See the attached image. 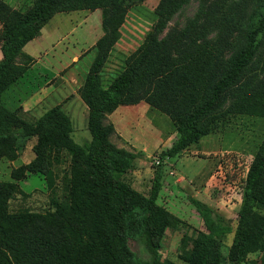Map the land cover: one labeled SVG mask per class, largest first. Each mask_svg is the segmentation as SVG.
Wrapping results in <instances>:
<instances>
[{"label":"trees","instance_id":"1","mask_svg":"<svg viewBox=\"0 0 264 264\" xmlns=\"http://www.w3.org/2000/svg\"><path fill=\"white\" fill-rule=\"evenodd\" d=\"M143 0H37L25 13L8 14L1 33L0 60V159L19 158L18 140L37 139L35 158L12 171V182L0 180V264H172L158 258L157 246L176 220L158 203L163 189L162 169L157 172L149 195L128 184L124 176L133 170L137 156L117 148L110 140L115 133L107 116L120 106L146 101L174 121L178 138L160 160L175 158L212 134L219 116L264 114L263 78L256 72L264 51V0H201L200 10L184 28L162 37L173 16L188 0H161L158 20L144 46L131 58L126 70L108 88L102 85V69L119 40L127 9ZM104 9L103 35L96 44V57L80 90L89 110L91 142L77 144L71 118L55 106L36 123L27 122L19 109L9 110L4 96L30 69L19 63L24 48L35 40L56 14ZM244 20H241V17ZM244 22L226 41H211L220 25ZM236 27V22H233ZM240 24L238 25V27ZM232 36L233 41L228 40ZM171 37V38H169ZM206 49L191 73L193 86L178 88L172 100L166 95L170 73L157 71L158 58L165 53L169 63L191 55L192 62L202 44ZM231 48L220 60V50ZM193 50V51H191ZM251 76V77H249ZM163 99V100H162ZM231 105L227 109V102ZM71 155L66 189L68 207L54 213H11L9 203L18 192V182L28 175L50 177L55 152ZM250 167L244 201L228 260L243 261L264 249V217L253 211L264 205V141ZM206 231L198 232L187 264H221V238L230 234L223 216L213 207L192 199ZM130 239L143 245L148 260L141 262L130 250Z\"/></svg>","mask_w":264,"mask_h":264},{"label":"rangeland","instance_id":"2","mask_svg":"<svg viewBox=\"0 0 264 264\" xmlns=\"http://www.w3.org/2000/svg\"><path fill=\"white\" fill-rule=\"evenodd\" d=\"M37 0H0V37L3 23L10 12L25 13ZM189 2L172 18L162 37L181 30L195 17L202 5L201 0ZM161 0H143L127 9L124 24L119 32V40L113 47L102 69V85H109L122 74L131 58L144 46L158 20V7ZM104 9L59 13L44 27L40 35L24 49L19 63L30 62L31 71L26 74L20 86L11 88L4 96V105L10 110L24 103L23 116L27 122L36 123L55 106L71 118L73 140L81 145L91 142L88 129V110L80 96L85 77L96 57L95 42L103 35ZM244 20V17H241ZM236 22V27H233ZM240 26L238 27V25ZM244 22L231 21L230 27L220 25L214 31L211 41H226ZM167 36V37H168ZM171 38V37H169ZM232 36L228 42L232 43ZM2 41L0 38V60ZM213 42L202 44L192 62L191 55L178 57L169 63L163 53L156 63L157 71L170 73L166 95L179 94L178 88L189 90L191 73L202 53L213 51ZM94 48L95 50H92ZM220 50V60L231 54V48ZM85 51H90L84 53ZM193 51V50H191ZM85 54V55H84ZM84 55V56H83ZM83 57V58H81ZM77 59L79 62H77ZM79 63V64H78ZM264 51L256 65V72L263 78ZM251 77V76H249ZM264 83V81H263ZM163 100V99H162ZM231 105L227 102V109ZM120 108V109H119ZM107 116L106 124H112L115 133L111 142L137 156L132 171L124 176L125 181L138 192L149 195L154 178L162 169L163 189L158 203L166 207L176 220L167 229L162 242L157 246L158 258L162 262L187 264L183 259L192 249L198 232L206 231L192 199L216 209L224 218L231 233L221 238V264H264V249L248 255L239 263L228 260L230 245L234 240L239 212L244 201L247 173L255 155L264 141V114H232L219 116L212 124V134L175 158L160 160L161 152L169 150L178 138L174 121L158 108L145 100L138 104L123 105ZM264 113V112H263ZM37 139L19 138V158L16 161L0 159V180L12 182V171L29 164L34 158L33 147ZM51 175H28L18 182V192L9 203L11 213L31 212L38 214L54 213L58 207H68L69 193L66 189L71 166V155L66 151L55 152L52 156ZM253 211L264 217V205L255 203ZM130 250L141 262L148 260L142 244L130 239Z\"/></svg>","mask_w":264,"mask_h":264},{"label":"crops","instance_id":"3","mask_svg":"<svg viewBox=\"0 0 264 264\" xmlns=\"http://www.w3.org/2000/svg\"><path fill=\"white\" fill-rule=\"evenodd\" d=\"M40 35V34H39ZM97 42H95L94 44H93V46L96 44ZM25 49V48H24ZM92 50H95L94 48H92ZM86 52H90V51H85L84 53L86 54ZM23 54H24V50H23ZM84 54V55H85ZM83 55V56H84ZM81 58H83V57H81ZM95 59V58H94ZM93 60V59H92ZM77 62H79V60L77 59ZM80 63V62H79ZM78 63V64H79ZM93 63V62H92ZM92 65V64H91ZM90 68H91V66H90ZM90 68H89V70H90ZM31 71V68L28 70V72L26 73V74H29V72ZM88 73H89V71H88ZM88 73H87V76H88ZM26 74L24 75V77L15 85V86H21L22 85V83L24 82V79L26 78ZM87 76L85 77V80H86V78H87ZM14 86V87H15ZM13 87V88H14ZM11 89V88H10ZM12 90V89H11ZM10 90H8L7 92H9ZM6 92V93H7ZM4 100V99H3ZM24 103H21V105H19L18 107H16V108H14V110H16V109H19L20 108V110H19V114H21L22 112H25V107H24ZM85 105V104H84ZM85 108H86V110H88V108H87V106L85 105ZM9 109V108H8ZM120 109V108H119ZM10 110V109H9ZM13 111V110H12ZM88 112H89V110H88ZM88 116H89V113H88ZM23 117V116H22ZM181 155V154H180ZM179 155V156H180Z\"/></svg>","mask_w":264,"mask_h":264}]
</instances>
